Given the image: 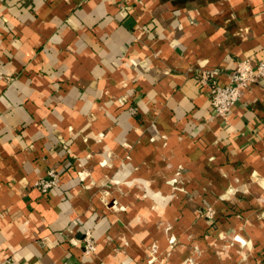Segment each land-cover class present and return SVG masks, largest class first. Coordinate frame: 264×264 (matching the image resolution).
<instances>
[{
    "label": "crops",
    "instance_id": "1",
    "mask_svg": "<svg viewBox=\"0 0 264 264\" xmlns=\"http://www.w3.org/2000/svg\"><path fill=\"white\" fill-rule=\"evenodd\" d=\"M242 60L264 0H0V264H264V81L197 80Z\"/></svg>",
    "mask_w": 264,
    "mask_h": 264
},
{
    "label": "built area",
    "instance_id": "2",
    "mask_svg": "<svg viewBox=\"0 0 264 264\" xmlns=\"http://www.w3.org/2000/svg\"><path fill=\"white\" fill-rule=\"evenodd\" d=\"M218 70L203 69L197 72V80L208 88L210 103L215 116L227 119L233 108L240 101L244 90L253 84L264 81V60L253 65L249 60L239 61L236 69L229 73V81L221 83ZM4 79L0 70V81ZM58 173L54 169L48 171V179L36 183L42 194L50 193L58 185ZM216 212L207 208L206 217L213 220ZM97 251V242L90 230L84 233V254L92 255Z\"/></svg>",
    "mask_w": 264,
    "mask_h": 264
},
{
    "label": "rangeland",
    "instance_id": "3",
    "mask_svg": "<svg viewBox=\"0 0 264 264\" xmlns=\"http://www.w3.org/2000/svg\"><path fill=\"white\" fill-rule=\"evenodd\" d=\"M210 207H211V206H210ZM207 208H209V207H207ZM207 208H206L205 211H204V215H205V216H206ZM211 209H212L213 211H215L213 207H211ZM206 218H207V217H206ZM207 219H209V218H207ZM209 220H210V219H209Z\"/></svg>",
    "mask_w": 264,
    "mask_h": 264
}]
</instances>
